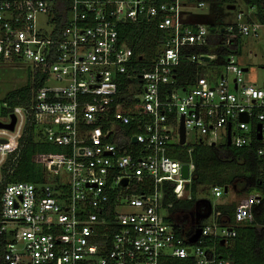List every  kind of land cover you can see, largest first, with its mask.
Masks as SVG:
<instances>
[{
	"label": "built area",
	"instance_id": "obj_1",
	"mask_svg": "<svg viewBox=\"0 0 264 264\" xmlns=\"http://www.w3.org/2000/svg\"><path fill=\"white\" fill-rule=\"evenodd\" d=\"M205 4L0 0V63L44 79L29 106L1 118L9 125L15 115L17 122L14 131L0 129V166L18 149L29 118L39 139L63 148L40 162L43 184L0 192V236L8 238L0 264H231L219 247L237 228L264 230V87L248 80L240 62L244 40L264 35V19L246 4L235 23L205 24L192 12ZM130 24L160 33L151 59L126 40ZM229 137L236 148L258 144V188L242 193L232 215L215 204L231 188H214L213 202L198 215L205 221L213 213L212 221L195 219L187 235L165 188L190 200L195 167L170 153Z\"/></svg>",
	"mask_w": 264,
	"mask_h": 264
},
{
	"label": "trees",
	"instance_id": "obj_2",
	"mask_svg": "<svg viewBox=\"0 0 264 264\" xmlns=\"http://www.w3.org/2000/svg\"><path fill=\"white\" fill-rule=\"evenodd\" d=\"M218 5H233L235 0H204ZM248 6H256L258 18L264 19V0H242ZM223 24L216 22L213 24ZM128 43L134 48L136 54L147 55L150 59L157 47L159 36L153 28L143 24H130L123 31ZM160 34V33H159ZM189 74H195L196 68H189ZM185 79V78H183ZM44 79L36 76L34 80L21 88L9 92L0 100V117H8L17 107L30 105L33 90H37L43 84ZM4 105L6 107H4ZM256 143L249 148H236L221 142L217 146H205L196 144L191 147L175 146L170 157L176 160L191 162L195 167L194 179L189 187L190 200H177L172 196V188L166 186L167 202L173 203L172 211L176 217L178 226L188 234L196 230L190 219H186V212L193 211L198 203L197 191L199 187L211 186L214 188H231L242 186L241 193L258 188L260 172L259 160L256 155ZM191 149L188 154L187 150ZM62 147H56L39 139L36 126L29 118L24 126L22 136L19 139V147L14 151L2 166L0 192L5 186L20 182L41 185L44 183V169L40 162L48 157L60 156ZM225 214L232 215L235 205L219 206ZM180 212V216L178 215ZM184 214V215H182ZM8 242L6 236H0V252ZM222 258L231 264H264V230L254 227L241 226L236 230V237L228 246L219 247Z\"/></svg>",
	"mask_w": 264,
	"mask_h": 264
},
{
	"label": "rangeland",
	"instance_id": "obj_3",
	"mask_svg": "<svg viewBox=\"0 0 264 264\" xmlns=\"http://www.w3.org/2000/svg\"><path fill=\"white\" fill-rule=\"evenodd\" d=\"M236 9H228L229 5H218L213 2H206L201 9L192 10L193 16L205 24H213L222 22L223 24H232L236 22L237 12L239 10L247 12L248 6L242 0H235ZM242 66L249 70L247 75L248 80L257 84L259 87H264V35L260 41L244 40L243 54L240 59ZM29 83L27 70H22L15 66L0 63V100H2L9 92L21 89ZM2 117H0L1 120ZM18 122H21V116H18ZM22 127L25 124L22 122ZM1 169V166H0ZM1 174V173H0ZM242 186H232L230 195L223 196L219 201H215L218 206L235 205L242 200ZM211 186H202L198 188L197 199L198 203L193 211L186 212V219H190L192 223L199 224L210 223L212 221V214L207 216L204 221L198 216L205 213L213 202L211 197ZM180 216V212H178ZM184 215V214H182Z\"/></svg>",
	"mask_w": 264,
	"mask_h": 264
},
{
	"label": "water",
	"instance_id": "obj_4",
	"mask_svg": "<svg viewBox=\"0 0 264 264\" xmlns=\"http://www.w3.org/2000/svg\"><path fill=\"white\" fill-rule=\"evenodd\" d=\"M228 9L234 10L235 7L234 6H229ZM240 119H241V121L248 122V118L245 115L241 116ZM16 122H17V118L15 117V115H12L11 116V123L9 125H5V124L0 122V129L8 130V131H14ZM258 130L259 131L261 130V126L260 125L258 126ZM258 139H261V135L260 134L258 135ZM185 141H186V132H185V128H184V122H183V119H182L181 120V127H180V143H181V145H184ZM135 142H136V139H133V143H135ZM0 143L5 144L6 141L5 140H0ZM227 144L231 145L230 137L228 138ZM183 178L184 179H188L189 178V166L188 165H184V167H183ZM122 184L123 185H127V180L126 179L123 180ZM228 191H229V189L226 188L225 189V194H227ZM200 234H201V232L199 231L196 234V236L193 239H191V243H194L199 238Z\"/></svg>",
	"mask_w": 264,
	"mask_h": 264
}]
</instances>
